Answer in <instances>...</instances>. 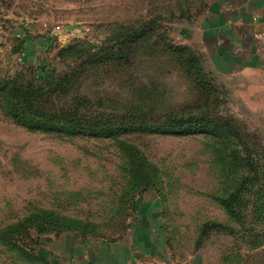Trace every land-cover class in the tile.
<instances>
[{
  "label": "rangeland",
  "instance_id": "374dc122",
  "mask_svg": "<svg viewBox=\"0 0 264 264\" xmlns=\"http://www.w3.org/2000/svg\"><path fill=\"white\" fill-rule=\"evenodd\" d=\"M215 1L0 0V77L33 74L41 83L77 62L60 50L96 52L119 26L151 27L129 61L79 71V96H89L95 117L117 125L201 112L237 133L70 136L20 126L0 111V229L39 209L79 227L37 234L30 224L32 236L18 238L23 251L0 236V264H84L91 249L141 236L168 264H264V72L209 66L200 27ZM176 47L197 54L211 91ZM139 162L157 177L137 178ZM239 189L233 217L220 200ZM211 223L230 229L201 235Z\"/></svg>",
  "mask_w": 264,
  "mask_h": 264
},
{
  "label": "trees",
  "instance_id": "16d2710c",
  "mask_svg": "<svg viewBox=\"0 0 264 264\" xmlns=\"http://www.w3.org/2000/svg\"><path fill=\"white\" fill-rule=\"evenodd\" d=\"M140 27L127 28L119 26L115 28L106 43L107 45L96 52H92V48H86L83 45H73L60 50V58L75 59L77 62L70 65L63 73L48 74L41 83L36 80L38 75L33 74H30L26 80L20 78L21 75L25 76L24 74L15 78L0 77V111L20 126L44 133L70 136L114 137L130 131L180 136L197 133L215 135L221 133L222 137L227 135L237 136L236 132L229 129V126L213 121L209 118V115L201 112L186 114L183 110L175 111L166 114L162 120H156L153 123H138L130 119L117 125L110 124L111 117L106 113L100 114H105L107 117L104 115L95 117L91 110L93 106L89 96H79L78 81L80 80V73L86 72L95 65L107 66L112 63L118 64L129 61L132 50L144 39H147V35L152 32L151 27L145 26L144 30L138 29ZM175 50L178 52L179 59L184 61L186 66L196 71V80L201 89L205 92L211 91L213 87L202 75L204 68L200 64L197 54L185 47H176ZM198 75L201 78H198ZM103 103L101 107L105 109V101ZM135 153L137 157H141V152ZM143 166L144 164L140 162L136 165L133 174L137 178L151 180L157 177L156 170L148 172ZM240 192H242L241 189L232 193L228 198H221L220 200L222 206L233 217H235L233 205L238 201ZM53 215L54 213L51 211L39 209L23 218L24 220L10 223L1 228L0 236L3 241L21 251L18 238L20 236L26 238L32 236L30 228H28L30 224L34 225L37 234L53 231L62 232L67 229L79 230L76 221L68 225L62 224L61 220L52 219V221L49 218ZM56 221L60 225L51 224L56 223ZM214 229L226 230L230 228L218 223L206 224L202 227L201 235ZM41 262L43 264H61L56 259L50 262L43 259Z\"/></svg>",
  "mask_w": 264,
  "mask_h": 264
},
{
  "label": "crops",
  "instance_id": "0c3cea01",
  "mask_svg": "<svg viewBox=\"0 0 264 264\" xmlns=\"http://www.w3.org/2000/svg\"><path fill=\"white\" fill-rule=\"evenodd\" d=\"M202 51L224 75L264 72V0H216L201 21ZM147 237L107 242L84 264H168ZM151 242H150V241Z\"/></svg>",
  "mask_w": 264,
  "mask_h": 264
}]
</instances>
